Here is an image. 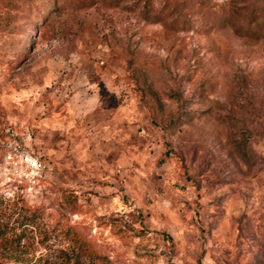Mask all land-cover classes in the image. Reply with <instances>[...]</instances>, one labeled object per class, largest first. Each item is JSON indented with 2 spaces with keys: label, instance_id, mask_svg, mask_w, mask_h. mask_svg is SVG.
Instances as JSON below:
<instances>
[{
  "label": "rangeland",
  "instance_id": "rangeland-1",
  "mask_svg": "<svg viewBox=\"0 0 264 264\" xmlns=\"http://www.w3.org/2000/svg\"><path fill=\"white\" fill-rule=\"evenodd\" d=\"M252 6L0 0V264H264Z\"/></svg>",
  "mask_w": 264,
  "mask_h": 264
},
{
  "label": "trees",
  "instance_id": "trees-1",
  "mask_svg": "<svg viewBox=\"0 0 264 264\" xmlns=\"http://www.w3.org/2000/svg\"><path fill=\"white\" fill-rule=\"evenodd\" d=\"M254 7H250L249 11L247 13L241 14V17L243 19H247V24L241 26L247 35H253V36H264V25L263 23L258 24L257 22H253L256 19ZM251 23V24H250ZM253 23V24H252Z\"/></svg>",
  "mask_w": 264,
  "mask_h": 264
},
{
  "label": "built area",
  "instance_id": "built-area-1",
  "mask_svg": "<svg viewBox=\"0 0 264 264\" xmlns=\"http://www.w3.org/2000/svg\"><path fill=\"white\" fill-rule=\"evenodd\" d=\"M23 162L30 168H38L41 166L40 161L37 156L30 153L24 152L21 156Z\"/></svg>",
  "mask_w": 264,
  "mask_h": 264
}]
</instances>
